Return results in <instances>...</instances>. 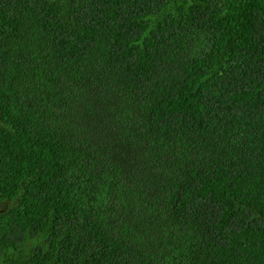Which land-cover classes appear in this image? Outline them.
Here are the masks:
<instances>
[{
    "label": "trees",
    "instance_id": "16d2710c",
    "mask_svg": "<svg viewBox=\"0 0 264 264\" xmlns=\"http://www.w3.org/2000/svg\"><path fill=\"white\" fill-rule=\"evenodd\" d=\"M0 264H264V0H0Z\"/></svg>",
    "mask_w": 264,
    "mask_h": 264
}]
</instances>
